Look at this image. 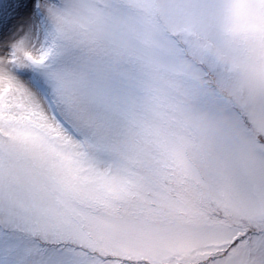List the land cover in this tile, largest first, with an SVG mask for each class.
I'll return each instance as SVG.
<instances>
[{
    "label": "snow or ice",
    "instance_id": "obj_1",
    "mask_svg": "<svg viewBox=\"0 0 264 264\" xmlns=\"http://www.w3.org/2000/svg\"><path fill=\"white\" fill-rule=\"evenodd\" d=\"M0 264H264V0H0Z\"/></svg>",
    "mask_w": 264,
    "mask_h": 264
}]
</instances>
